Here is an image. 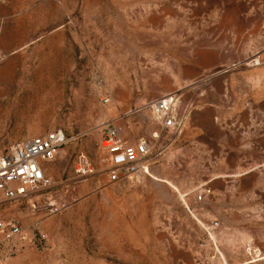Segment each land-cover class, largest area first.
Listing matches in <instances>:
<instances>
[{
	"label": "rangeland",
	"instance_id": "374dc122",
	"mask_svg": "<svg viewBox=\"0 0 264 264\" xmlns=\"http://www.w3.org/2000/svg\"><path fill=\"white\" fill-rule=\"evenodd\" d=\"M171 92L176 132L150 110ZM110 125L148 142L150 175L139 176L178 190L159 181L127 200L99 147ZM55 129L66 141L34 198L57 210L0 196V218L29 240L36 225L49 248L6 264H264V0H0V153ZM80 153L92 173L75 172ZM87 177L95 184L72 196ZM153 220L164 229L140 248ZM79 241L93 260L60 254Z\"/></svg>",
	"mask_w": 264,
	"mask_h": 264
},
{
	"label": "built area",
	"instance_id": "2783aa9c",
	"mask_svg": "<svg viewBox=\"0 0 264 264\" xmlns=\"http://www.w3.org/2000/svg\"><path fill=\"white\" fill-rule=\"evenodd\" d=\"M102 100L108 102L109 98ZM177 105L178 97L173 92L150 103L154 121L167 132H176L183 126V119L177 114ZM65 141L63 130L55 129L10 144L0 153V196L5 200L28 198L32 209L54 213L57 210L55 202L48 198L45 204L39 205L34 197L38 192L49 188L51 179L45 173V165L55 158ZM99 147L108 162L109 182L134 180L142 174L150 175V147L144 138L129 142L123 137L120 127L110 125L99 141ZM74 170L79 175L92 173V166L83 153L77 156ZM196 198L202 199V194H197ZM217 225L218 222L214 220L210 227L215 228ZM23 230L18 222L0 218V264H6L12 255L29 245L40 250L49 248L46 233L36 225L32 228L35 232L33 240H29Z\"/></svg>",
	"mask_w": 264,
	"mask_h": 264
},
{
	"label": "crops",
	"instance_id": "0c3cea01",
	"mask_svg": "<svg viewBox=\"0 0 264 264\" xmlns=\"http://www.w3.org/2000/svg\"><path fill=\"white\" fill-rule=\"evenodd\" d=\"M153 179V180H151ZM151 179H148L146 177H142V176H138L136 177L134 180H127V179H123V180H120L119 183H122V185L126 186L127 187V190L129 191V194L127 195V200L128 199H132L134 201H138L140 202V200L143 198V194L140 193L143 191V188H145L148 184H158L160 185V182H163V183H166L167 185H170L172 187L175 188V190H178L172 182H170L169 180L167 179H161V178H157L155 176H153V178ZM95 184L94 180H93V177H87V178H84L80 181V184H77L75 186V192L72 193V196H74L75 198H80L84 195L87 194V192L84 191V186L87 185V186H93ZM138 186H142L143 188H140ZM141 190V191H140ZM144 193V192H143ZM181 197H183L182 194H180ZM146 200H148L146 197H145ZM145 199H143V204H146V203H153L154 199L153 200H148V202L144 201ZM157 200H160V199H157ZM161 201V200H160ZM140 215H143L144 217L146 218H149L152 217L155 218L158 214H157V209H145L144 212L142 210V212H140ZM162 229L164 228H161L160 226H155L154 224V220L151 221L150 224L146 225V228H145V236L143 234V241H142V246H139L140 248H149L151 246V242L152 243H155L156 241H158L157 239V236L155 235L156 232H160ZM149 243V244H147ZM71 249V251H70ZM59 251H60V254H62L63 256H68V258L70 260L74 259V260H77V259H80V260H85V259H92L94 258V256H96L97 254L95 253H91L89 251V247H88V243L84 242V241H79V242H76V243H73L72 247H68V246H63V247H60L59 248ZM57 255H59V252H57ZM67 259V257H65ZM144 263H146V260L144 258ZM91 262V261H90ZM143 263V264H144ZM82 264H85V263H82ZM91 264V263H89ZM106 264V263H104Z\"/></svg>",
	"mask_w": 264,
	"mask_h": 264
},
{
	"label": "bare ground",
	"instance_id": "6f19581e",
	"mask_svg": "<svg viewBox=\"0 0 264 264\" xmlns=\"http://www.w3.org/2000/svg\"><path fill=\"white\" fill-rule=\"evenodd\" d=\"M257 59V58H256ZM171 185V184H170ZM174 188V187H173Z\"/></svg>",
	"mask_w": 264,
	"mask_h": 264
}]
</instances>
